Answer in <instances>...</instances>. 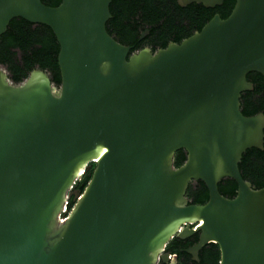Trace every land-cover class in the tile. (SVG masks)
Instances as JSON below:
<instances>
[{"label":"water","instance_id":"water-1","mask_svg":"<svg viewBox=\"0 0 264 264\" xmlns=\"http://www.w3.org/2000/svg\"><path fill=\"white\" fill-rule=\"evenodd\" d=\"M111 1L0 0V37L16 18L48 27L60 72L59 87L39 69L15 85L0 67V264H178L166 245L195 234L193 261L212 243L219 264H264V187L238 168L263 150L264 115L243 116L240 98L248 74L264 79V0H235L179 45L130 56L106 32ZM197 181L204 205L185 197Z\"/></svg>","mask_w":264,"mask_h":264},{"label":"trees","instance_id":"trees-1","mask_svg":"<svg viewBox=\"0 0 264 264\" xmlns=\"http://www.w3.org/2000/svg\"><path fill=\"white\" fill-rule=\"evenodd\" d=\"M47 7H57L61 0H40ZM235 0H225L224 15L230 14ZM59 45L51 30L43 25H33L20 18L10 21L6 32L0 37V66L8 71L9 80L15 84H21L33 70L39 69L48 74L51 83L60 86V72L57 65ZM130 56V55H128ZM246 80L253 84V90L241 95L240 111L243 116L251 117L256 114L264 115V79L250 73ZM264 133V131H263ZM186 159V153L180 150L174 154L173 167L179 168ZM240 175L244 181L250 183L256 190L264 187V139L263 150H247L238 165ZM94 164L87 166L85 173L73 186L74 191L82 193L89 182ZM218 192L227 199H233L236 195L237 186L231 179L222 180L218 186ZM185 197L189 204L204 205L208 201V191L200 182H191L186 190ZM74 206L71 197L67 204L70 211ZM198 234L185 240L173 238L165 247L164 252L175 256L178 264H219L220 252L215 244H208L198 253V261H193L191 256L184 251L197 243ZM161 264V263H159Z\"/></svg>","mask_w":264,"mask_h":264},{"label":"flooded vegetation","instance_id":"flooded-vegetation-1","mask_svg":"<svg viewBox=\"0 0 264 264\" xmlns=\"http://www.w3.org/2000/svg\"><path fill=\"white\" fill-rule=\"evenodd\" d=\"M224 2L210 8L197 2L182 5L180 0H112L105 29L130 49L129 55L145 49L154 54L170 44L179 45L213 17L222 19Z\"/></svg>","mask_w":264,"mask_h":264},{"label":"built area","instance_id":"built-area-1","mask_svg":"<svg viewBox=\"0 0 264 264\" xmlns=\"http://www.w3.org/2000/svg\"><path fill=\"white\" fill-rule=\"evenodd\" d=\"M68 201H69V199L67 200V202H66V204H65V206H64V208H63V210L61 212V214L58 217L60 223H62V222H64L66 220V217H67L68 213L70 212L67 209Z\"/></svg>","mask_w":264,"mask_h":264},{"label":"rangeland","instance_id":"rangeland-1","mask_svg":"<svg viewBox=\"0 0 264 264\" xmlns=\"http://www.w3.org/2000/svg\"><path fill=\"white\" fill-rule=\"evenodd\" d=\"M1 67V69L7 74V76L9 75L8 74V71H7V68L6 67H4V66H0ZM9 79V78H8Z\"/></svg>","mask_w":264,"mask_h":264}]
</instances>
